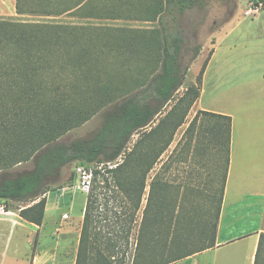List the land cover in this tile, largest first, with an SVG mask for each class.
<instances>
[{"label": "trees", "instance_id": "16d2710c", "mask_svg": "<svg viewBox=\"0 0 264 264\" xmlns=\"http://www.w3.org/2000/svg\"><path fill=\"white\" fill-rule=\"evenodd\" d=\"M124 1L134 3H114ZM29 2L15 0V12L57 16L69 11L80 18L106 19L123 15L117 6L98 8L91 0L39 9ZM135 2L139 7H133L140 10L136 18L156 25L132 29L0 19V202L9 208V200L27 201L19 216L41 225L45 194L60 179L63 166L96 163L74 264H168L214 245L229 164L230 116L197 110L149 178L199 96L209 56L195 81L175 97L201 47L184 64L183 30L178 23L170 28L164 17L176 22L202 0ZM100 110L102 122L91 135L60 139ZM134 134L137 138L128 146ZM25 161L33 166L7 174ZM197 162L207 169L212 191L205 215L213 209L214 216L201 225L195 207L181 197V188L191 186L167 175L172 167L190 170ZM139 210L133 254L127 259L125 249ZM254 264H264V233Z\"/></svg>", "mask_w": 264, "mask_h": 264}, {"label": "rangeland", "instance_id": "374dc122", "mask_svg": "<svg viewBox=\"0 0 264 264\" xmlns=\"http://www.w3.org/2000/svg\"><path fill=\"white\" fill-rule=\"evenodd\" d=\"M69 1L71 0H30L28 6L32 8L36 7L35 5H37V9L40 7L45 8L52 3H57L60 6H64L69 4ZM114 1L115 0H91L90 5L96 6L98 8H100L103 4L107 5V7L117 6ZM133 1L134 3L132 4L124 1L121 5L117 6L116 9L123 14L120 15L121 17L118 19L96 17L80 18L73 12L69 11L57 16H43L34 13L17 14L15 12L12 16H0V19L20 22L27 21L33 23L44 21L89 23L91 25H108L111 27L121 26L141 29L156 25V22H145L136 18V16L140 15V10L133 7L136 4L137 7H139L138 3L135 2V0ZM256 1L257 0H202L199 6L185 10L180 16L177 17L176 22H174L173 19L169 17V15H167V17L165 16V23L168 24L170 28H173L176 23H178L183 30L185 40V44L183 46V63L185 64L188 62L190 56L193 53V49L196 46H200L201 49L205 47L207 53H209L215 39L216 41H221L222 37L224 38L219 47L220 49L215 55L217 58L216 60L240 58L242 56V52L244 51H249V58H262L264 52V4L261 2L256 3ZM250 8H256V11H249ZM247 11H249V13H247ZM260 11L261 13H259ZM257 14H261L260 20L259 18L256 19V16H258ZM236 17H242V19L249 17L247 19L256 20L253 24V27H247L245 24H239L235 27L231 34H226L230 33V25L232 23H236ZM218 31L219 33L216 34ZM214 37L216 38L214 39ZM202 56L200 59H198V61L195 63L193 62L189 67L184 77L183 84L178 89L175 97L181 94L188 84L193 83L191 80H193V75H196L199 70V64L202 61ZM171 103L172 101H170L169 105H171ZM169 105L166 108H168ZM192 106L186 116L185 122L177 129L173 137V141L167 150L162 154L159 163L149 173V178L157 171L161 161L165 160L171 153L177 141L182 136L188 122L196 113V108ZM102 117V110H100L88 117V119L83 121L81 124L68 130L62 137H60V139L68 141L91 135L99 128L102 122ZM136 138L137 134H134L128 146H131ZM201 161L203 162V159H201ZM78 164L79 163L77 161H74L63 166L60 179L56 183L51 184L49 186V191L45 194L46 198L47 195L49 198H51L52 194L59 192L61 193V196L54 201V203H56L55 206L57 207L53 212L46 216L49 218H44L43 216L44 222L43 220L42 222L44 224L37 235V241L34 250L36 252H43L53 247L58 248L59 246L57 250L55 248V250L52 249L49 252L50 254L54 252L56 253L57 261L52 264H73L82 219L80 216L82 215V208L84 207L87 196L86 193L74 189V184L76 181L74 167ZM96 165V163H92L85 166L92 169L93 166ZM32 166L33 163L31 161L19 162L9 168L6 172L8 175L13 176L19 171L29 169ZM203 168L204 167L201 166V162H197L190 170H188L189 168L184 169L182 168V165H180L178 168L172 167V169L167 172V175L170 174V178L174 177L175 182L179 183L180 185L183 186L185 183H188V185L191 186H189V189L185 190H182L181 188L180 193L181 197H183V202L186 205L194 206L195 210H197V213H199L196 215V217H198L197 222H199L200 225L207 220L210 223L214 221L213 209L211 210V213L209 212L207 216L205 215V209L208 206L209 199L208 193H212V191L210 190L207 169L205 170ZM184 193H187L185 198ZM146 197L147 188L143 197L142 205L145 204ZM27 204V201H8V206L15 211H19L20 208ZM141 213L142 211L139 210L136 215V221L131 232L132 235L130 236L129 248L125 249L127 259L131 258V255L133 254L135 231L140 220ZM50 219H53L54 221L51 222ZM35 231H37V229L31 227L29 224H25V233L22 235L23 239L26 240L29 237L34 239ZM12 245L13 242L10 245L7 243L6 229L5 231H0V255L2 257L0 260L2 264H13L10 257ZM33 247V243L29 247L27 246V243H22L20 246V252L26 253L28 250L32 251ZM19 260L20 259H18L16 263L22 261Z\"/></svg>", "mask_w": 264, "mask_h": 264}, {"label": "crops", "instance_id": "0c3cea01", "mask_svg": "<svg viewBox=\"0 0 264 264\" xmlns=\"http://www.w3.org/2000/svg\"><path fill=\"white\" fill-rule=\"evenodd\" d=\"M14 3L15 0H0V16H12ZM247 18L236 17V23L230 25H233L229 27L230 33L226 34H231L239 24L253 27L261 14L255 20ZM222 40L215 39L210 54L203 47L191 62L195 63L203 55L200 69L209 55L194 108L229 115L231 119L229 164L214 245L168 264H254L260 235L264 233V52L258 59L249 58V51H244L240 58L216 60ZM60 196V192L52 194L51 198L47 195L44 218H49L46 216L56 209L54 201ZM7 210L9 213L0 217V231L6 229L8 245L13 242L12 263L56 262V253L49 252L59 246L43 252L34 250L44 220L41 225H36L20 217L18 211L10 207ZM25 224L37 229L34 239H23ZM22 243H27L28 247L33 243L32 251L21 253ZM18 259L22 261L16 263Z\"/></svg>", "mask_w": 264, "mask_h": 264}, {"label": "built area", "instance_id": "2783aa9c", "mask_svg": "<svg viewBox=\"0 0 264 264\" xmlns=\"http://www.w3.org/2000/svg\"><path fill=\"white\" fill-rule=\"evenodd\" d=\"M254 10L256 11V8H250L249 11ZM247 11V13H249ZM75 175H76V181L74 184V188L80 192L88 193L90 191L91 187V180H92V169L85 165L78 164L74 167ZM9 211L7 210L4 203L0 202V217L8 214Z\"/></svg>", "mask_w": 264, "mask_h": 264}, {"label": "bare ground", "instance_id": "6f19581e", "mask_svg": "<svg viewBox=\"0 0 264 264\" xmlns=\"http://www.w3.org/2000/svg\"><path fill=\"white\" fill-rule=\"evenodd\" d=\"M77 208V207H76Z\"/></svg>", "mask_w": 264, "mask_h": 264}]
</instances>
